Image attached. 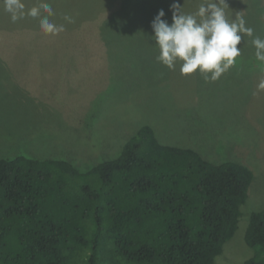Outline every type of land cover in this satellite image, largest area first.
<instances>
[{"label":"rangeland","instance_id":"374dc122","mask_svg":"<svg viewBox=\"0 0 264 264\" xmlns=\"http://www.w3.org/2000/svg\"><path fill=\"white\" fill-rule=\"evenodd\" d=\"M227 3L230 17L239 13L264 38V0ZM161 9L171 24L166 0H119L77 30L0 32V159H58L88 170L117 158L149 125L164 145L243 164L254 179L239 229L216 264H245L254 255L245 241L250 217L264 210V90L257 87L264 65L245 37L237 63L216 82L168 69L151 38Z\"/></svg>","mask_w":264,"mask_h":264},{"label":"trees","instance_id":"16d2710c","mask_svg":"<svg viewBox=\"0 0 264 264\" xmlns=\"http://www.w3.org/2000/svg\"><path fill=\"white\" fill-rule=\"evenodd\" d=\"M118 1L47 0L50 19L65 31L96 21ZM23 3L30 8L38 0ZM17 31L42 32L38 19L13 23L0 0V32ZM253 179L243 164L162 144L149 125L117 158L88 170L66 160L2 158L0 264H106L117 257L216 264L239 229ZM245 241L254 251L245 264H264V210L252 213Z\"/></svg>","mask_w":264,"mask_h":264},{"label":"clouds","instance_id":"9594fccd","mask_svg":"<svg viewBox=\"0 0 264 264\" xmlns=\"http://www.w3.org/2000/svg\"><path fill=\"white\" fill-rule=\"evenodd\" d=\"M2 2L13 23L31 17L39 20V27L45 34L56 35L64 31L63 24L50 19L55 12L47 0H38L30 8L23 0ZM186 3L187 0L183 5L179 0H173L171 24L165 19L163 9L151 24L158 63L170 70L178 66L180 74L185 77L199 74L205 82H216L237 63L242 54L239 46L246 43L245 37H248L255 49L256 61L264 65V38L255 35L239 13L229 16L227 0H198L194 11H186ZM63 19L67 23L74 22L68 15ZM257 87L264 90V79Z\"/></svg>","mask_w":264,"mask_h":264}]
</instances>
